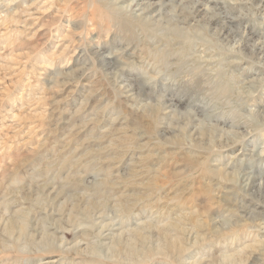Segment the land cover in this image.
Masks as SVG:
<instances>
[{
    "label": "rangeland",
    "instance_id": "rangeland-1",
    "mask_svg": "<svg viewBox=\"0 0 264 264\" xmlns=\"http://www.w3.org/2000/svg\"><path fill=\"white\" fill-rule=\"evenodd\" d=\"M237 250L264 264V0H0V264Z\"/></svg>",
    "mask_w": 264,
    "mask_h": 264
},
{
    "label": "bare ground",
    "instance_id": "bare-ground-1",
    "mask_svg": "<svg viewBox=\"0 0 264 264\" xmlns=\"http://www.w3.org/2000/svg\"><path fill=\"white\" fill-rule=\"evenodd\" d=\"M125 25H126V23H125ZM176 33H177V37H183L178 31H176ZM182 53H184L183 49H182ZM86 211L88 212V209ZM70 216H71V213L69 214V217ZM90 217H91V215H90ZM15 223H19V222L16 221ZM18 227H19V232H21V234L24 232V230H26V228H25L26 226L24 225V222H21L20 224H18ZM4 229H9L12 232L13 225H11L9 223H6L4 225ZM138 232L139 231L134 232V233L136 234ZM160 235H161V233H160ZM163 236H164L163 237V243L162 244L158 243L157 247L155 248V250L157 251L156 253L160 254V255H163V257H169L171 260L177 259L178 263L183 262L184 261L183 260L184 257H182V254L186 251V248L183 246V244L181 242V239H179V237L176 236V235H171L170 236V235L164 234ZM142 237L143 236H141V238ZM41 239H43L46 242H48V240L51 239V238L49 237V235L47 233L43 232L42 236H41ZM142 239L145 240L146 237H143ZM121 242H124V240H122V241L118 240V242H116L115 246L119 245ZM177 242H179L180 244L177 243ZM136 243H139V242H137V239H134V241L131 240V242L129 243V246L137 248V244ZM139 248L141 250V246ZM83 249H84L83 251L85 253H89L90 255L91 254L92 255L98 254L97 249L89 246L88 244H85ZM225 253L227 254V252L224 251L223 254L219 257L220 258L219 261H221L222 264H233L236 260H239V259L243 258L242 257V251H240V250H237V252L235 254L233 253V254L225 255ZM176 254H178V255L176 256ZM196 264H201V261L199 260Z\"/></svg>",
    "mask_w": 264,
    "mask_h": 264
}]
</instances>
